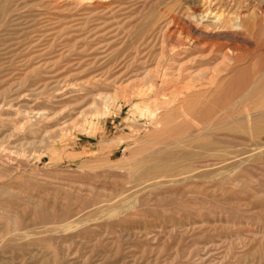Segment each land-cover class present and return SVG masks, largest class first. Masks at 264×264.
Segmentation results:
<instances>
[{"label": "rangeland", "instance_id": "374dc122", "mask_svg": "<svg viewBox=\"0 0 264 264\" xmlns=\"http://www.w3.org/2000/svg\"><path fill=\"white\" fill-rule=\"evenodd\" d=\"M0 264H264V0H0Z\"/></svg>", "mask_w": 264, "mask_h": 264}]
</instances>
